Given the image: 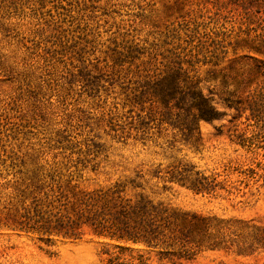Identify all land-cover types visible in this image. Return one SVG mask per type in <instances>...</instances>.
Returning a JSON list of instances; mask_svg holds the SVG:
<instances>
[{
  "label": "rangeland",
  "instance_id": "1",
  "mask_svg": "<svg viewBox=\"0 0 264 264\" xmlns=\"http://www.w3.org/2000/svg\"><path fill=\"white\" fill-rule=\"evenodd\" d=\"M41 167L134 179L208 223L181 263L131 246L147 264H264V0H0V184ZM112 246L0 229V264H106Z\"/></svg>",
  "mask_w": 264,
  "mask_h": 264
},
{
  "label": "trees",
  "instance_id": "2",
  "mask_svg": "<svg viewBox=\"0 0 264 264\" xmlns=\"http://www.w3.org/2000/svg\"><path fill=\"white\" fill-rule=\"evenodd\" d=\"M191 85L195 87V82ZM194 94L198 116L210 119L215 107L201 91ZM42 169L10 185L0 184V229L46 239H80L91 233L113 242L112 251L104 250L106 264H147L148 257L133 255L131 246L156 251L159 259L173 263L190 260L199 252L200 243L191 234L207 229L204 218L155 201L142 191L140 182L117 179L81 187L72 175L65 177L52 167ZM203 178H196L190 187L197 192L207 189Z\"/></svg>",
  "mask_w": 264,
  "mask_h": 264
}]
</instances>
